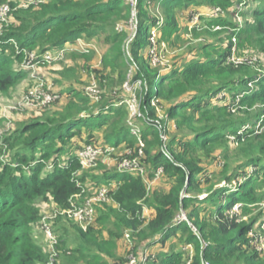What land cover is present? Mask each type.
I'll return each mask as SVG.
<instances>
[{
    "label": "trees",
    "instance_id": "1",
    "mask_svg": "<svg viewBox=\"0 0 264 264\" xmlns=\"http://www.w3.org/2000/svg\"><path fill=\"white\" fill-rule=\"evenodd\" d=\"M40 1L27 7L9 3L13 20L1 38L0 91L28 77L30 71L21 66L25 53L42 56L68 48L66 56L74 57L73 46L83 37L98 39L105 50L104 68L117 74L120 86L110 88L107 75L94 71L103 93L93 108L64 114L49 110L7 136L13 161L0 162V264H129L128 258L111 256L125 231L131 233L129 256L136 264H264L251 236L263 212L244 223L238 222L239 214H231L237 204L245 214L264 204V132L256 134L264 127V65L230 63L231 42L218 58L186 60L164 74L147 51L153 46L152 28L179 29L177 11L188 12L186 20L192 22L200 7L226 8L234 0H137L134 7L126 0ZM243 1L242 34L264 54V0ZM152 7L164 10L163 21L153 16ZM201 49L217 51L211 43ZM132 72L133 81L140 82L137 120L143 125L139 141L148 143L144 149L132 136L136 117L121 87ZM66 93L69 108L88 101L79 92ZM169 121L178 135H169ZM231 137L239 157L230 161L223 153V171L214 174L202 163L218 161L217 151L227 148ZM87 145L124 147L133 151L132 157L142 150V162L150 165L147 179L152 181L162 167L165 187L150 191L142 178L102 165L100 175L78 176L82 165L77 155ZM89 181L95 189L117 184L110 195L117 207L105 205L87 231L72 218L58 216L52 225L58 239L52 263L39 242L37 203L69 208ZM145 208L151 210L149 219L143 217ZM182 213L187 220H178ZM96 226H108L107 239ZM187 246L192 255L184 250ZM152 249L155 254H146Z\"/></svg>",
    "mask_w": 264,
    "mask_h": 264
},
{
    "label": "rangeland",
    "instance_id": "2",
    "mask_svg": "<svg viewBox=\"0 0 264 264\" xmlns=\"http://www.w3.org/2000/svg\"><path fill=\"white\" fill-rule=\"evenodd\" d=\"M12 1L17 4H21L24 0H0V4L3 6ZM243 2V0H234V3H230L226 8L216 6L200 7V13L198 14H200L201 17L197 15L199 18L196 23L186 20L188 12L181 13L180 11H177L176 17L179 29L177 28L173 33H166L165 31L161 32L160 27L151 29V35L153 36L155 43H152L153 46L151 48L149 45L147 51L149 55L151 54L152 62L156 65V67L160 68L162 73L166 74L173 70L175 66H181L184 64L186 60L194 58H199L201 60H206L211 57L218 58L217 56L224 51L222 48L227 47L232 42V62L235 61L242 63L249 60L261 68L260 66L264 65V54L258 52L251 45V43L244 38V34H242L246 20L241 14L245 9V4ZM215 9H221V13L218 16L213 17L212 15ZM11 14L12 13L7 16L5 21L0 20V49H3L4 44L1 38L4 32L11 26L13 20V16ZM152 14L162 21L165 19L164 10L160 7H152ZM218 22H222L223 25L218 24ZM229 22L232 24L231 26L227 25ZM229 35H232L231 41ZM224 39H226L225 42ZM205 43H211L217 51H202L201 48ZM102 47L103 46L98 39L89 40L86 37L80 38L73 46L74 51L72 53L75 54L74 57L71 55L65 56V58L58 63L49 64L40 62L29 69L30 72L28 77L18 86L9 89L8 92L0 91L1 163L10 164V162L13 161L11 147L5 142V139L7 136H10L13 132H15L24 122H27L36 116H40L49 110L62 114L76 113L78 111L77 108H93L95 104L99 103L101 101L103 91L99 85L100 80L94 71L107 75V85H109L110 88L120 86L118 79L115 78L117 74L113 73L109 68H104L103 59L105 50ZM25 55L24 61L21 62V66L26 67L27 63L25 61H27L29 53H25ZM133 78L134 73L132 72V74L130 73L128 75V79L123 82L121 87L123 88L122 91L124 96L127 98L130 115L132 118L136 117V120L133 121L131 125L133 128H138L140 131L139 138L135 137V139L138 140L137 142L144 149L147 148L148 143L139 141L143 129L142 121L137 120L139 119L137 118L138 114L136 116H132V111L135 106L138 109L139 101L137 98V89L140 86V82H134ZM64 87H66V92H69L71 95L74 94L72 93L74 91L79 92V94L82 97H85L88 101L85 103H79V107L69 108L70 98H67L69 95L64 91V89L61 91ZM68 88H70L71 91ZM32 91L37 93L38 98L33 104L20 109L19 106L23 99ZM50 93L54 94L53 96H55V99L49 104L43 105L42 99L45 97L44 95L48 96ZM57 93H59V95ZM220 95H224L227 98L230 97L227 93H221ZM95 97H99V99L96 100ZM166 108L163 109L164 111L159 113L161 118L164 116ZM167 128L169 130V135H178L174 121H169ZM259 128L260 129L256 132V134L264 132V127ZM132 136L134 137V135ZM102 138L103 136L99 137L98 140ZM229 140L227 148L222 147V149L217 151L216 156L218 161L209 162L205 160L202 163L205 168H210L214 174L218 175L221 171H223L221 167L225 159L223 153L228 152L230 161H236L239 157V154L235 152L238 145L232 137ZM110 143L115 144V139L112 138ZM69 146L70 145H67V150ZM132 152V150L124 147L116 148L111 154H104L96 165L91 167H82L77 175L97 173L99 165L103 166V170H115L117 169L122 156H125V154L132 156ZM141 159L143 160V157H140V160ZM48 165L49 167L51 166L50 163H48ZM22 167L24 170L29 171L27 166ZM144 169L147 173L150 170V165L144 163ZM97 174L100 175L101 173L98 172ZM165 180L166 178L164 175L157 181L153 178L149 190L153 191L154 189L165 187ZM109 185V188L113 191L119 188V186L115 183H111ZM82 188V194L72 198L73 203L76 205L78 204L79 206L84 205L99 191V189L92 188L90 181ZM105 205L117 207L114 202L96 205V217L100 215V211ZM37 207L40 210V216L42 218L41 223L52 226L53 222L58 219V211L60 208H58L52 201H39L37 203ZM261 212H263V216L254 226V234L258 235V237H264V228L262 227L264 225V204L255 206L250 213L248 212L245 214L242 210L239 212V223L248 222L252 217L260 216ZM150 215L151 210L149 208H145L143 210V217L149 219ZM184 215H186V213H184ZM184 220H187V216ZM52 227L51 230L56 229L55 226ZM95 229L101 232L102 238H108V226L104 228L96 226ZM39 240V242L45 246L46 251L52 254L54 248L50 250L51 240L48 237L46 230L41 229ZM254 244L257 245L256 240L254 241ZM132 246L133 241L131 239V233H129V231H125L123 236L118 240L117 248L112 251L111 256L117 259L128 258L129 260L131 258L129 256V251ZM178 246L181 247L180 244ZM151 252L155 254L154 249L149 251L147 250L146 254ZM107 258L110 259L109 257ZM54 259H57V256L54 257Z\"/></svg>",
    "mask_w": 264,
    "mask_h": 264
},
{
    "label": "built area",
    "instance_id": "3",
    "mask_svg": "<svg viewBox=\"0 0 264 264\" xmlns=\"http://www.w3.org/2000/svg\"><path fill=\"white\" fill-rule=\"evenodd\" d=\"M132 7H134L137 3V0H126ZM40 0H24L21 4H19V7H27L29 4H38L40 3ZM13 11V9L11 8L10 4L7 5H3L1 6L0 4V20L5 21L7 16ZM221 13V9H215L214 13H213V17L218 16ZM200 17V16H199ZM198 16H195L193 18V22L196 23L198 18ZM132 28H134V24L131 25ZM220 29V28H219ZM152 43L154 42L153 36L151 38ZM68 48L59 50V51H54V52H47L42 56H38L35 53H31L28 55L27 57V61H25L27 63L26 67L22 66L24 69L30 71L29 69L31 67H33L34 65L43 62V63H58L61 60H63L66 56ZM232 58L229 59L230 63L233 64H240L239 62H235L231 60ZM244 63V62H242ZM252 63V61L250 62ZM92 91V90H90ZM98 93V92H97ZM54 94L50 93V95L46 96L42 99V104L43 105H47L49 104L51 101H53L55 99V96H53ZM92 97V96H91ZM37 93L32 91L30 92L22 101V103L20 104L19 108L23 109L25 106H29L31 104L34 103V101L37 99ZM96 98V97H95ZM99 97L96 98V100H98ZM130 105V104H129ZM138 114V109L134 108V110L132 111V116H136ZM139 129L138 128H133L132 129V135H134V137H138L139 138ZM142 148V147H141ZM116 148L107 145V146H99V145H87L85 146L82 150L79 151L77 158L78 161L80 162V164L82 165V167H91L93 165H96L99 161V159L107 153H112L114 152ZM143 149V148H142ZM129 154H127L126 156H122V158L120 159V163L117 167V170L121 173V174H129V175H133L136 177H140L142 178L148 185V188L151 186V180L147 179V173L145 172L144 169V163L142 162V159L140 160V157H143V152L142 150L139 151L138 156L136 157H132L129 156ZM163 168H159L156 173H155V177L154 180L157 181L159 180L162 176H163ZM110 186V185H109ZM109 186H103L101 188H99V191L97 192V194H95L91 199H89L84 205L79 206L78 204H74L73 201L71 200V206L69 208L66 209H60L58 211V216L60 215H65L68 216L69 218H72L75 222H77L79 224V226L84 230L87 231L89 227L93 226L95 221H96V209L95 206L96 205H101V204H109L111 202H113L112 198H111V189L109 188ZM78 196V195H77ZM241 204H237L234 206V208L231 211V214H239L240 210H241ZM184 219H186V215H184V213L180 214L178 216V220L179 221H184ZM42 227L41 229L46 230L48 237L51 240V247L50 250H52L53 248V253L51 254V258H52V263H54L55 259L54 257L57 256L56 253V247L58 244V239L56 234L53 232V230H51V226H48L45 223H41ZM264 228V225L262 226ZM255 231H252L251 236L254 237V241L256 240V244H254L257 248V250L261 253H264V237H258V235L254 234ZM254 243V242H253ZM261 243V246H260ZM184 250L186 251H190L191 255L193 253V248L192 246H187L184 247ZM129 264H136V260L131 257L129 259Z\"/></svg>",
    "mask_w": 264,
    "mask_h": 264
},
{
    "label": "crops",
    "instance_id": "4",
    "mask_svg": "<svg viewBox=\"0 0 264 264\" xmlns=\"http://www.w3.org/2000/svg\"><path fill=\"white\" fill-rule=\"evenodd\" d=\"M117 170V169H116ZM118 171V170H117ZM119 172V171H118ZM152 214V213H151ZM150 218H151V215H150ZM147 219V218H146Z\"/></svg>",
    "mask_w": 264,
    "mask_h": 264
}]
</instances>
